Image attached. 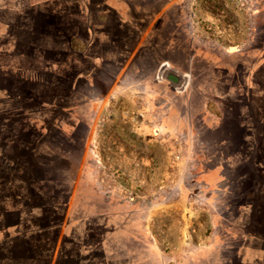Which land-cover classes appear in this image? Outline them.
Instances as JSON below:
<instances>
[{
  "label": "crops",
  "instance_id": "1",
  "mask_svg": "<svg viewBox=\"0 0 264 264\" xmlns=\"http://www.w3.org/2000/svg\"><path fill=\"white\" fill-rule=\"evenodd\" d=\"M251 2L261 44L216 52L190 36L179 0H0V264L170 263L152 214L211 210L201 195L222 167L170 180L177 198L154 207L104 191L96 158L148 182L138 169L168 166L175 140L233 149L264 67V0ZM199 240L173 264H264Z\"/></svg>",
  "mask_w": 264,
  "mask_h": 264
},
{
  "label": "rangeland",
  "instance_id": "2",
  "mask_svg": "<svg viewBox=\"0 0 264 264\" xmlns=\"http://www.w3.org/2000/svg\"><path fill=\"white\" fill-rule=\"evenodd\" d=\"M231 15L235 17V14ZM186 22L185 15V25L189 33ZM255 29V38L245 52L254 49L262 42L257 38L260 28L256 26ZM258 69L253 80L251 78V81L258 85L255 84L254 92L250 95L248 118L246 121L236 123V125L239 124L238 134L232 138V150L214 152L207 147L199 148L194 138L175 140L172 149L166 154L168 166L151 170V172L138 169L139 175L145 173L151 175L148 182L140 181L141 176L131 177L122 169L112 165L108 167V171L101 169V172L96 167L99 184L101 177L108 182H113L111 173H119V181L122 185L136 188L137 201L146 202L154 207L160 203L157 199L163 194L167 195L168 202L177 198L179 188L174 186L175 181L170 180H178L205 170L211 177L214 171H210L209 167H222L224 177L221 183L215 185L217 189L211 191L207 199L206 195H201L204 206L211 210L205 207L197 209L195 216L190 218H184L183 215L175 217L172 212L164 211L161 214L158 212L152 214L150 226H148L150 234L154 241L159 242L162 250L172 257L169 264H173L175 256L180 255L182 251L185 252L193 242L197 243L199 239L201 242L211 239L217 242L227 241L234 245L239 244L237 251L240 250V253H244V256L251 261L264 260V249L259 248L260 242H264V67ZM1 96L0 89V110ZM108 123L110 124L111 121ZM168 178L170 185L163 184L162 179ZM229 192H232L233 197ZM240 193L245 195L241 197L238 195ZM119 197L129 200L123 196ZM220 211L225 216H220L223 215L219 213ZM235 253L232 254L234 257H236Z\"/></svg>",
  "mask_w": 264,
  "mask_h": 264
},
{
  "label": "built area",
  "instance_id": "3",
  "mask_svg": "<svg viewBox=\"0 0 264 264\" xmlns=\"http://www.w3.org/2000/svg\"><path fill=\"white\" fill-rule=\"evenodd\" d=\"M179 5L186 15L190 36L205 48L216 52H226L231 48L245 51L250 48L256 31V9L251 0H179ZM231 14H235V17ZM109 166L96 158V167L100 172L101 169L108 171ZM111 174L113 182L101 177L100 186L105 191L113 192V195L137 200L136 188L122 185L119 173Z\"/></svg>",
  "mask_w": 264,
  "mask_h": 264
},
{
  "label": "water",
  "instance_id": "4",
  "mask_svg": "<svg viewBox=\"0 0 264 264\" xmlns=\"http://www.w3.org/2000/svg\"><path fill=\"white\" fill-rule=\"evenodd\" d=\"M166 78H167L170 82H172V83H174V84H177V83L180 81V77H179L177 74L172 73V72H169V73L166 75Z\"/></svg>",
  "mask_w": 264,
  "mask_h": 264
},
{
  "label": "trees",
  "instance_id": "5",
  "mask_svg": "<svg viewBox=\"0 0 264 264\" xmlns=\"http://www.w3.org/2000/svg\"><path fill=\"white\" fill-rule=\"evenodd\" d=\"M0 72H1V70H0ZM5 75L4 74H2V72H1V80H0V83H2V80H3V77H4Z\"/></svg>",
  "mask_w": 264,
  "mask_h": 264
}]
</instances>
